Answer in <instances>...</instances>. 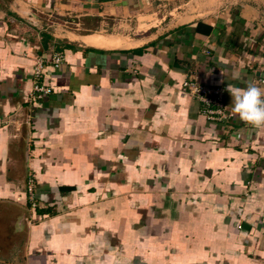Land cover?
<instances>
[{
  "label": "crops",
  "instance_id": "crops-1",
  "mask_svg": "<svg viewBox=\"0 0 264 264\" xmlns=\"http://www.w3.org/2000/svg\"><path fill=\"white\" fill-rule=\"evenodd\" d=\"M263 63L264 0H0V264H264V130L226 90Z\"/></svg>",
  "mask_w": 264,
  "mask_h": 264
},
{
  "label": "built area",
  "instance_id": "built-area-1",
  "mask_svg": "<svg viewBox=\"0 0 264 264\" xmlns=\"http://www.w3.org/2000/svg\"><path fill=\"white\" fill-rule=\"evenodd\" d=\"M63 61V53L61 51H55L52 57V64L54 67L59 68ZM43 62L44 59L42 58L37 60V65L34 71L35 82L29 93L30 103L37 102L39 99L46 97L52 91V88L41 83V77L43 76L44 71ZM259 80L261 85H264V70ZM183 89L203 102L204 113L210 122H222L225 119L232 117L233 113L224 101V89L221 86H215L208 82H204L200 79L198 73L193 72L185 80ZM231 141L233 142L234 139H231ZM28 193L33 202V206L36 207L39 204V199H37V194L35 192V178L32 176L28 181Z\"/></svg>",
  "mask_w": 264,
  "mask_h": 264
},
{
  "label": "clouds",
  "instance_id": "clouds-1",
  "mask_svg": "<svg viewBox=\"0 0 264 264\" xmlns=\"http://www.w3.org/2000/svg\"><path fill=\"white\" fill-rule=\"evenodd\" d=\"M232 110L238 118L257 130H264V89L249 82L246 88L228 85Z\"/></svg>",
  "mask_w": 264,
  "mask_h": 264
},
{
  "label": "trees",
  "instance_id": "trees-1",
  "mask_svg": "<svg viewBox=\"0 0 264 264\" xmlns=\"http://www.w3.org/2000/svg\"><path fill=\"white\" fill-rule=\"evenodd\" d=\"M262 66H264V63L262 64Z\"/></svg>",
  "mask_w": 264,
  "mask_h": 264
},
{
  "label": "rangeland",
  "instance_id": "rangeland-1",
  "mask_svg": "<svg viewBox=\"0 0 264 264\" xmlns=\"http://www.w3.org/2000/svg\"><path fill=\"white\" fill-rule=\"evenodd\" d=\"M168 14V13H167Z\"/></svg>",
  "mask_w": 264,
  "mask_h": 264
}]
</instances>
